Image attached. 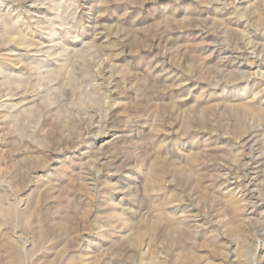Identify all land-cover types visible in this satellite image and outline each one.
<instances>
[{
	"label": "rangeland",
	"instance_id": "obj_1",
	"mask_svg": "<svg viewBox=\"0 0 264 264\" xmlns=\"http://www.w3.org/2000/svg\"><path fill=\"white\" fill-rule=\"evenodd\" d=\"M0 264H264V0H0Z\"/></svg>",
	"mask_w": 264,
	"mask_h": 264
},
{
	"label": "bare ground",
	"instance_id": "obj_2",
	"mask_svg": "<svg viewBox=\"0 0 264 264\" xmlns=\"http://www.w3.org/2000/svg\"><path fill=\"white\" fill-rule=\"evenodd\" d=\"M254 63H255V62H254ZM175 235H176V234H175ZM173 240H174V242H177L175 238H174ZM183 254H184V253H183ZM193 258H194V257H193ZM185 259H186V258H185Z\"/></svg>",
	"mask_w": 264,
	"mask_h": 264
}]
</instances>
